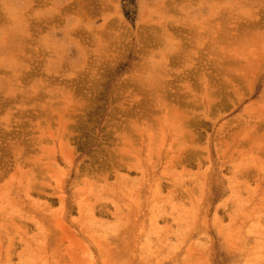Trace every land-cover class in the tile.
Listing matches in <instances>:
<instances>
[{"label": "rangeland", "instance_id": "374dc122", "mask_svg": "<svg viewBox=\"0 0 264 264\" xmlns=\"http://www.w3.org/2000/svg\"><path fill=\"white\" fill-rule=\"evenodd\" d=\"M0 264H264V0H0Z\"/></svg>", "mask_w": 264, "mask_h": 264}]
</instances>
